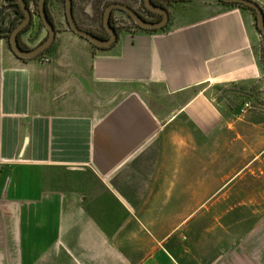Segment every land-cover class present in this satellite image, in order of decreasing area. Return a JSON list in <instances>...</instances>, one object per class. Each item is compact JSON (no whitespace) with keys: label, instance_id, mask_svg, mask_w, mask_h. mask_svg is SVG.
I'll return each instance as SVG.
<instances>
[{"label":"crops","instance_id":"0c3cea01","mask_svg":"<svg viewBox=\"0 0 264 264\" xmlns=\"http://www.w3.org/2000/svg\"><path fill=\"white\" fill-rule=\"evenodd\" d=\"M50 9L61 25L49 61L19 57L0 36V264H264V218L229 252L192 238L190 220L206 216L208 167L142 159L182 112L207 130L219 123L207 88L263 77L256 15L221 0L175 1L163 28L131 26L95 47L61 18L59 0ZM32 20L21 34L29 47L48 33ZM161 90L184 97L165 116L150 102Z\"/></svg>","mask_w":264,"mask_h":264},{"label":"rangeland","instance_id":"374dc122","mask_svg":"<svg viewBox=\"0 0 264 264\" xmlns=\"http://www.w3.org/2000/svg\"><path fill=\"white\" fill-rule=\"evenodd\" d=\"M34 1L37 3L38 0H30L37 15ZM59 1L61 18L66 21L65 3ZM126 1L147 15L143 0ZM162 1L168 5L173 0ZM75 14L80 24L105 34L102 16L95 9L93 0H77ZM12 15L10 13L9 17ZM112 17L121 30L135 26L132 18L120 9H115ZM58 19L54 17L55 26L61 25ZM40 23L44 26L41 20ZM49 49L43 55L48 59ZM260 60L264 66V46ZM206 95L221 116L219 123L207 130L195 125L182 112L175 121L163 127L142 159L147 165L173 161L193 164L195 170L197 166L209 168V202L200 210L206 216L190 220L189 226L194 234L192 238L200 239L198 243L202 250L224 253L232 250L234 241L239 246L245 232L260 226L264 218V75L261 79L215 84L207 88ZM150 99L152 105L160 107L156 109L160 116L167 115L178 102L184 101V97L178 100L165 95L162 90L161 96L151 94ZM247 102H250L249 107H244ZM192 174L196 183L195 178L202 173L194 171ZM198 207L199 204H191L192 210ZM201 228L217 230L220 236L200 233ZM175 238L178 246L185 240L182 235H175Z\"/></svg>","mask_w":264,"mask_h":264},{"label":"water","instance_id":"95a60500","mask_svg":"<svg viewBox=\"0 0 264 264\" xmlns=\"http://www.w3.org/2000/svg\"><path fill=\"white\" fill-rule=\"evenodd\" d=\"M227 3H242L245 6L252 8L256 13V25L259 32L264 35V11L256 0H223ZM19 7L24 13V18L13 28L10 34L9 42L13 52L22 58H35L44 52L53 43L56 37V28L53 22L49 19L46 11V0H38L37 15L42 20L48 33L46 37L41 40L37 45L29 49L21 47L18 34L23 30L32 20L34 12L33 5L28 6L26 0H17ZM144 5L151 11L159 13L162 18L158 21H151L143 18L133 7L122 1L110 2L103 13V25L109 33L108 38H100L94 33L81 28L74 16L73 12V0H65V17L69 27L79 36L86 38L92 44L98 47H109L117 40V32L112 27L110 18L114 9H120L127 12L134 22L144 29H160L163 28L168 20H170V13L168 9L163 6L155 4L152 0H144Z\"/></svg>","mask_w":264,"mask_h":264},{"label":"trees","instance_id":"16d2710c","mask_svg":"<svg viewBox=\"0 0 264 264\" xmlns=\"http://www.w3.org/2000/svg\"><path fill=\"white\" fill-rule=\"evenodd\" d=\"M27 1V4H28V6L29 7H31L33 4H31V2H30V0H26ZM64 1V3H65V0H63ZM112 1H122V2H124V3H127L128 5H130L131 7H133L134 8V6L130 3V2H128V1H126V0H112ZM112 1H110V0H93V4H94V6H95V9H97V12H98V14L99 15H101L102 16V21H103V13H104V10H105V8H106V6L110 3V2H112ZM155 4H157V5H160V6H163V7H165L166 9H168V5L170 4H168L167 5V3H165L164 1H162V0H152ZM168 2L170 1V0H167ZM175 1H177V2H179V1H184V0H173L172 2H175ZM221 1H223V0H221ZM35 2V9L38 11V1H37V3H36V1H34ZM171 2V3H172ZM226 2V1H225ZM76 4H77V0H73V12H74V16H75V18H76ZM230 4H236V5H240V6H243L244 8H248V9H250L255 15H256V13H255V11L252 9V8H250V7H248V6H245V5H243L242 3H230ZM143 8L145 9V11L147 12V15H145V14H143L141 11H139V10H137L136 8H134V9H136V11L143 17V18H145V19H147V20H151V21H158V20H160L161 18H162V15L161 14H159V13H156V12H154V11H151V10H149L148 8H146L145 7V5H144V0H143ZM34 9V8H33ZM263 9V8H262ZM115 10V9H114ZM113 10V11H114ZM46 11H47V14H48V17H49V19L53 22V24H54V26H55V21H54V17H53V14H52V12H51V9H50V0H46ZM113 11H112V14H111V18H110V22H111V25H112V27L115 29V31L117 32V40L112 44V45H114L117 41H118V38H119V34H120V32L122 31L119 27H117L116 26V24H115V21L113 20ZM123 11V10H122ZM263 11H264V9H263ZM12 13L13 15H12V17L10 18L9 17V14L10 13ZM125 12V11H124ZM127 13V12H126ZM128 14V13H127ZM129 15V14H128ZM130 16V15H129ZM10 18V19H9ZM24 18V13H23V11L21 10V8L19 7V5H18V2H17V0H6V3L4 4V5H2L1 7H0V36L1 37H4V38H6V40L8 41V44L10 45V42H9V38H10V34H11V31L13 30V28L22 20ZM133 20V19H132ZM76 21H77V23H78V25L81 27V28H83V29H86V30H88V31H90V32H92V33H94L95 35H97L98 37H100V38H108L109 37V33H108V31L105 29V27H104V25H103V29H104V32H105V34H102V33H99V32H97V31H94V30H92V29H90V28H88V27H85V26H83L82 24H80V22L78 21V19L76 18ZM41 22H42V20H41ZM133 22H134V20H133ZM32 23H33V20H31V22L23 29V30H21L20 31V33L18 34V40H19V43H20V45H21V47H23L24 49H29V48H31V47H29L27 44H25L23 41H22V39H21V34L24 32V31H26L27 29H29L30 28V26L32 25ZM43 23V22H42ZM134 24H135V26L136 27H139V28H141L139 25H137L135 22H134ZM44 25V24H43ZM55 28H56V26H55ZM71 29V28H70ZM144 29V28H143ZM72 30V29H71ZM148 30H156V29H148ZM73 31V30H72ZM111 45V46H112ZM51 46V45H50ZM93 46H95V47H98V46H96V45H94L93 44ZM11 47V46H10ZM50 47H48L44 52H42L40 55H38L37 57H40V56H43L45 53H46V51H48V49H49ZM23 59H28V58H23Z\"/></svg>","mask_w":264,"mask_h":264},{"label":"built area","instance_id":"2783aa9c","mask_svg":"<svg viewBox=\"0 0 264 264\" xmlns=\"http://www.w3.org/2000/svg\"><path fill=\"white\" fill-rule=\"evenodd\" d=\"M42 57V60L43 61H48L49 59L47 58V57H45V56H41ZM249 104H250V102H247L246 104H244V107H249Z\"/></svg>","mask_w":264,"mask_h":264}]
</instances>
